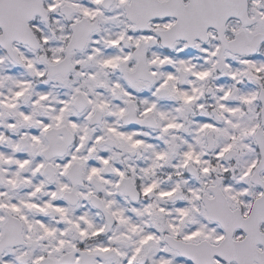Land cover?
<instances>
[{"label": "snow or ice", "instance_id": "1", "mask_svg": "<svg viewBox=\"0 0 264 264\" xmlns=\"http://www.w3.org/2000/svg\"><path fill=\"white\" fill-rule=\"evenodd\" d=\"M0 264H264V0H0Z\"/></svg>", "mask_w": 264, "mask_h": 264}]
</instances>
